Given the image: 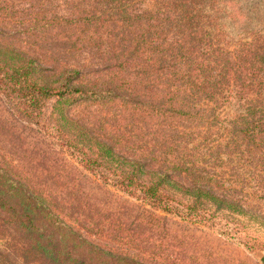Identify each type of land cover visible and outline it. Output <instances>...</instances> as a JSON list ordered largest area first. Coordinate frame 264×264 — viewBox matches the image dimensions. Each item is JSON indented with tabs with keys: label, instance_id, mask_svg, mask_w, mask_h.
Instances as JSON below:
<instances>
[{
	"label": "rangeland",
	"instance_id": "rangeland-1",
	"mask_svg": "<svg viewBox=\"0 0 264 264\" xmlns=\"http://www.w3.org/2000/svg\"><path fill=\"white\" fill-rule=\"evenodd\" d=\"M168 2L0 0V58L17 59L4 47L32 55L43 83L52 82L58 68L79 70L91 85L117 96L83 102L65 116L60 110L67 104L50 102L40 115L0 92V167L32 202L114 255L142 264H264V87L251 94L228 86L229 76L235 79L229 63L234 44L264 40V0H243L244 28H233L224 14L215 13L226 30L217 37L221 48L188 53L195 67L188 75L178 73L181 62H173L169 67L176 72L166 77L160 73L166 62L160 60L155 78L143 71L136 45L155 39L162 56L165 34L157 30L175 29L167 15L156 13ZM257 65L264 66V58ZM200 77L207 91H200ZM178 80L182 91L169 89L174 95L166 116L143 109L148 97L162 96ZM57 118L72 129L59 139L50 126ZM58 140L95 150L90 158L98 159V173ZM162 153L181 181L208 191L198 193V221L158 210L101 179L116 178L130 162L155 164ZM121 157L126 163L118 167Z\"/></svg>",
	"mask_w": 264,
	"mask_h": 264
},
{
	"label": "trees",
	"instance_id": "trees-1",
	"mask_svg": "<svg viewBox=\"0 0 264 264\" xmlns=\"http://www.w3.org/2000/svg\"><path fill=\"white\" fill-rule=\"evenodd\" d=\"M168 1L165 6L163 5L164 8H159L156 13L167 15L171 20L169 27L175 29L157 30V33L165 34L164 40L160 41V45L164 47V51H161L162 56L159 57L158 51L154 49L155 39L142 45V42L139 40L138 43L136 39L139 44L136 43L139 49L137 55L144 59L143 71L148 75H154L155 78L159 77L160 73L168 77L167 73L176 72V67L175 69L169 67L173 62L174 65L181 62L182 67L178 73L185 70L182 74L188 75L190 70L195 69L193 59L188 53L191 56L195 51L202 50L213 53L221 48L216 42L224 29L214 18L215 13L224 14L233 28H244L248 20L243 0ZM253 45L255 47L251 51ZM232 50L234 53L229 63L234 68L235 79L229 76L228 86L237 91L259 93L260 87L262 85L264 87V66L257 63L260 58H264V40H240L234 44ZM4 52H9L12 57L16 55L17 61L0 58V92L12 101L25 102L28 108L38 110L40 115L44 114L50 102L54 107L67 104L69 107L65 109L66 111H60L69 116L70 108L83 102L98 103L117 97L112 96V93L107 92L102 86L91 85L82 71L69 67L56 69L51 78L54 80L43 83L39 78L42 70L37 58L32 55L14 54L8 47H4ZM160 60L166 62L167 70L158 74L156 67ZM178 73L175 75L180 77ZM220 74L222 75V72ZM181 77L183 81L186 80ZM110 78L109 76V80L112 79ZM113 81L116 82L115 79ZM197 81L201 83L200 91L208 90L207 82L205 83L203 78L200 77ZM178 84L183 85L181 80L171 82L162 96L148 97L143 109L153 107L155 114L166 116L171 106L168 104L169 95H174L169 89H174L176 93L181 92ZM216 84L222 85V82ZM216 89L217 87L215 91ZM150 93L152 92L148 94ZM235 95L236 102H240L237 94ZM55 112L57 115V111H54V115ZM37 123L40 125L39 121ZM50 126L57 139L59 136H65L66 131L72 132V129L69 130V126L62 124L58 118L51 122ZM58 142L87 170L98 173L94 168L99 165L98 159L90 158L95 150L90 148L87 152L88 146L83 145L81 148L78 144H65L63 140ZM163 156L164 153L158 154L155 164L149 161L128 162L131 168L123 170L122 174L118 172L116 178L101 176V179L158 210L193 222L198 221L200 217L196 209L199 203L198 193L204 191L208 195V191L199 190L196 185L181 181L180 174L172 172L164 164L166 161ZM119 160L123 161L117 165L118 167L126 163L122 157ZM40 207V204L31 201L24 186L0 167V264H142L129 257L114 255L88 242L55 217L50 210ZM9 233L13 234L11 239Z\"/></svg>",
	"mask_w": 264,
	"mask_h": 264
}]
</instances>
